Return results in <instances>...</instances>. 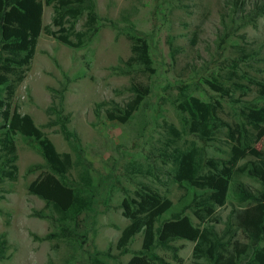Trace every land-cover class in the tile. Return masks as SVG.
I'll use <instances>...</instances> for the list:
<instances>
[{"label":"rangeland","instance_id":"1","mask_svg":"<svg viewBox=\"0 0 264 264\" xmlns=\"http://www.w3.org/2000/svg\"><path fill=\"white\" fill-rule=\"evenodd\" d=\"M253 1L246 0L247 8ZM225 2L94 0L98 30L90 40L83 38L78 46L65 44L48 33L50 30L64 34L66 30L52 25V6L43 5L42 25L48 30L44 28L37 39L33 58L11 99V110L16 108L21 114H29L58 152H69L58 126L47 125L54 115L46 113L55 101L51 88H58L65 74L69 78L63 98L64 112L70 114L67 125L79 136L84 155L91 163L93 183L99 186L90 215L82 213L74 222L64 218L52 204L28 192V184L40 173L48 172V167L43 157L16 135L14 176L0 180V233L8 241L6 258L0 264H87L88 254L93 251V254L99 251L96 255L105 264H127L132 253L141 247L142 235L134 236L127 253H120L116 247L122 228L129 222L121 212L122 187L133 195L144 184L170 199L171 208L162 214V219L170 218L180 207L191 203L184 213L194 225L208 223L218 233L222 232L236 204L227 198L222 205L212 204L207 209L195 205L209 190L196 188L197 194L205 196L192 201V191L176 182L174 173L178 156L186 151L197 152L202 142L197 135H174L172 129L179 125L173 103L178 85L196 81L199 87L192 93L208 99L213 92L204 79L216 73L224 75L227 60H239L236 81L246 85V77L264 80V13L254 24L239 28L217 46L222 22L230 18ZM85 19L82 14L74 23L69 35L72 42L77 40L74 32L86 30ZM132 34L149 42L152 72L143 71L136 63L129 70L125 65L131 55ZM119 68L127 72L120 73ZM134 85H148L152 91L126 122L108 119L106 111L111 101L125 104L132 97ZM159 95L163 98H158ZM257 95L255 85L243 94L233 89L221 99L218 115L229 125H236L242 120L244 101L257 98V103L263 104ZM246 127L252 131L250 126ZM213 133L204 145L206 155L226 157L229 151L226 126ZM254 146L264 150V135L255 140ZM253 158L247 155L238 164ZM5 165L9 168L11 163ZM233 177L251 190L261 188L245 172L235 170ZM65 178L69 183L76 182L77 169L72 168ZM197 208L204 221L195 215ZM229 222L234 228L231 217ZM60 224L85 235V244L79 247L61 236L43 238L47 233L57 232ZM237 238L246 242L239 231ZM171 244L177 247L178 259L172 258L168 250L155 249L168 264H207L204 259L192 257L193 241L178 239Z\"/></svg>","mask_w":264,"mask_h":264},{"label":"trees","instance_id":"2","mask_svg":"<svg viewBox=\"0 0 264 264\" xmlns=\"http://www.w3.org/2000/svg\"><path fill=\"white\" fill-rule=\"evenodd\" d=\"M44 4L52 6L51 23L60 31L66 30L64 34H56L42 25ZM224 6L228 7L230 18L222 22L217 46L239 28L254 24L264 13V0H254L248 8L246 0H239L238 3L237 0H226ZM82 14L86 18V30L74 32L77 40L72 42L69 38L71 29ZM97 18L94 0H0V150L3 152L0 157V180L14 176L15 136L19 135L43 157L48 167V172L40 173L28 184V192L40 197L46 204H52L64 218L73 222L82 213L90 215L94 211L99 185L93 183L91 163L84 155L79 136L67 125L70 114L64 112L63 98L69 78L63 74L59 87L51 88L55 101L47 107L46 113L54 115L47 125L58 126V132L68 143L71 152H58L29 114H21L16 108L11 110V99L24 78V72L35 53L37 39L44 28L63 43L78 46L97 32ZM130 40L131 55L124 61L128 70L136 63L143 71L152 72L154 68L149 42L136 34L130 35ZM238 64L239 60H227L224 64L227 72L224 75L216 73L204 79L208 89L213 92L207 96L208 99L192 93L191 90L199 87L196 81L178 85V92L173 99L179 122L178 127L172 129L173 134L197 135L202 142L197 152L186 151L178 156L174 180L192 191V201L205 196L204 193L197 194L196 188L209 190L206 197L195 201L198 208L222 205L227 198H231L236 206L228 214L224 229L218 233L212 224L203 222L202 226L194 225L184 213L191 203L180 207L170 218L162 219V214L171 208L170 199L144 184L136 188L133 195L122 187L120 207L122 215L129 222L122 228L116 247L120 253H127L134 236L138 233L142 235L141 247L132 253L127 264H168L155 249L168 250L172 258L178 259L177 247L171 244L178 239L193 241L192 257L204 259L207 264H264V150L254 146L255 140L264 135V80L246 77V85L236 81L235 77H239L236 72ZM118 72L127 71L119 68ZM251 85H255L257 96L263 104H258L257 98L244 101L241 122L238 121L234 126L224 122L218 115L223 96L230 95L233 89L246 93ZM162 88L166 89L167 86ZM151 91L148 85H134L132 97L125 104L111 101V107L106 111L107 118L126 122ZM158 98L163 97L159 95ZM223 126H226V137L229 139L227 156H207L205 143L212 138L213 132ZM247 155L254 158L238 164ZM10 163V167H6L5 164ZM72 168L77 169L78 180L69 183L65 175ZM235 170L257 180L261 188L251 190L233 177ZM198 208L195 215L204 221L205 217L198 213ZM208 212L212 211L209 209ZM230 217L234 221V228L229 222ZM58 228L57 232L47 233L43 238L61 236L77 243L79 247L85 244V235L73 232L64 224L58 225ZM237 231L246 242L237 238ZM7 248V238L4 233H0V260L6 258ZM93 253L88 254L87 264H105L103 259Z\"/></svg>","mask_w":264,"mask_h":264}]
</instances>
